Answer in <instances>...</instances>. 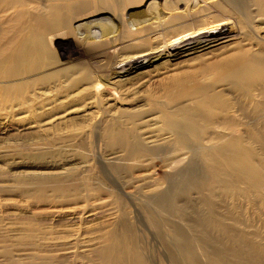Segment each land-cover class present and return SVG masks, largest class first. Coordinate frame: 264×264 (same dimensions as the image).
I'll list each match as a JSON object with an SVG mask.
<instances>
[{
    "label": "bare ground",
    "instance_id": "bare-ground-1",
    "mask_svg": "<svg viewBox=\"0 0 264 264\" xmlns=\"http://www.w3.org/2000/svg\"><path fill=\"white\" fill-rule=\"evenodd\" d=\"M147 2L148 0H0V82L7 83L0 88L9 92L18 87H36L34 91L37 100L55 89L56 75L64 77L69 84L79 81L85 83L91 78L83 65L62 68L60 60L54 58L55 52L51 47L57 39L77 42L80 24L85 21L93 23L94 20L96 28H99L102 27L99 24L102 21L99 19L105 18L110 24L107 28L112 31L110 36L132 39L156 26L155 22H148L145 17L153 16V12L157 16L158 13H169V17L162 21L164 24H175L185 18L186 23L182 24L181 28L172 27L171 32L166 33V41L169 42L158 39L157 43L165 42L169 46L185 43L187 49L192 48L189 46L195 43L204 45L208 37L215 35L214 29L220 32V36L226 35L223 34L226 17L235 20L239 31L231 44L218 46L219 50L211 51L209 56L212 58L207 56L206 59L186 62L187 69L180 71L189 79L178 82L180 91L170 94L165 102L156 101L160 104V110L148 114L151 123H162L160 133L143 130V121L132 123L131 127L112 125L103 132L109 146L122 148L123 159L137 158L140 165L146 166L141 160L145 156L154 157L161 151L165 153L168 164H180L175 177L169 179L171 185L162 188L161 183L146 182V176L136 174L128 180L134 190L132 193L126 191L123 196L121 180L119 185L107 173L105 176H98V184L83 178L78 180L71 174L39 177L36 182L40 196L50 189L57 195L68 196L73 203L82 198L86 201L89 198L111 199L115 213L119 216L118 221L113 220V223H119L95 234L91 232L87 238L86 235L80 236L79 231L60 228L51 233L50 240H46L47 231L38 228L13 243L16 245L15 249H8L6 244L2 245L3 256L8 264L25 263L23 256L14 252L16 249L29 254L30 258L32 257L30 263L34 262L33 264H38L39 260L41 264H64V259L69 258L66 252L70 249L80 252L82 247H88L93 254L89 264H155L158 260L154 258L156 254L146 247L145 235L139 225V214H134V219L129 220L127 197L131 201L132 197L138 198L148 219L152 223L156 222L158 227L163 226L165 222L170 225L173 223L171 213L178 211L176 201L181 194V183H190L197 173L199 176L205 171L215 173L212 182H205V186L209 188L217 182L219 190H212L210 196L221 197L222 202L223 196L231 194L237 187H240L241 191L232 193L238 198L244 195L264 199V157L255 147V144L264 143V131L260 134L264 129V122L261 123L262 128L254 125L241 128V119L247 116L244 110L246 107L238 97H231V93L240 92L253 109H264V33L260 34L264 31V0H161L152 7L145 8L143 5ZM181 3L185 4V10H179ZM197 4V10H191V6ZM211 8H215L218 13L209 14L206 18L197 16L209 12ZM188 16L193 20H188ZM216 22L219 24L214 28L204 26ZM199 25L204 27L200 29ZM195 28L204 33L202 35L205 39H202V42H198L200 39L190 42L197 32ZM149 39L150 37L142 39L135 46H145L152 41ZM156 45L152 47L155 48ZM152 47L150 49H153ZM147 49L145 47V50ZM204 49L208 48L200 50ZM161 54L157 53L155 56ZM77 71L78 74L73 75ZM61 73L63 74L59 76ZM42 101L48 103L47 105L51 104V98ZM232 108H235L236 113H232ZM255 116L253 121L259 122L261 115L255 113ZM262 118L264 121V115ZM169 133L175 141L166 137ZM173 142L175 145L171 147ZM180 149L186 150V157ZM118 165L121 166V163L113 165L116 168L114 174L120 173V169H134L132 165L117 167ZM104 177H108L111 184H107ZM186 177L192 179L185 180ZM134 178L139 181L137 184L133 183ZM123 202L125 205L120 207L119 203ZM87 206L84 205V209ZM211 213L212 217L217 219L219 229L227 235L229 244L234 246L233 258L236 264L263 262L261 260H264V243L257 240L258 232L243 228L244 221L240 218L232 223L226 222L228 217L232 218L230 211L221 209L219 218ZM244 232L248 236H245ZM179 236L180 234L173 231L168 239L178 248L175 256L180 260H194L192 252L180 249ZM151 241H148L149 244ZM244 246L251 247V252L247 253ZM189 262L191 261H183L182 264Z\"/></svg>",
    "mask_w": 264,
    "mask_h": 264
},
{
    "label": "rangeland",
    "instance_id": "rangeland-1",
    "mask_svg": "<svg viewBox=\"0 0 264 264\" xmlns=\"http://www.w3.org/2000/svg\"><path fill=\"white\" fill-rule=\"evenodd\" d=\"M156 2L161 0H148L143 6L152 7ZM198 6V4L191 6V10L196 11ZM184 8L185 4L181 3L179 10H185ZM217 13L215 8H211L209 12L197 16L206 18L209 14ZM168 17L169 13H158L157 16L153 12V16L145 19L151 23L155 22L156 26L132 39L110 36L112 31L107 28L110 24L105 18H100L99 21L102 23L99 24L102 27L99 28H96L94 20V25L90 21L80 24L77 42L63 39L53 41L51 47L55 52H53L54 58L60 60L62 68L83 65V68L89 71L91 78L85 83L79 81L69 84L64 77L56 75L55 89L49 91V96L47 94L42 96L44 102L51 98L50 105L43 103L40 98L37 100L34 91L36 87H18L9 92H4L0 88V264H8L3 256L2 245L6 244L8 249H15L16 245L13 243L38 228L47 231L46 240H50L51 233L60 228L79 231L80 236L86 235L87 238L92 234L91 232L95 234L119 223H113V220L118 221L119 216L115 213L116 209L110 202L111 199L89 198L86 201L82 198L73 203L68 196L57 195L50 189L40 196L36 182L39 177L50 178V175L71 174L78 180L83 178L98 184V176L102 174L105 176L107 173L119 185L121 180L123 186L118 185V187L123 190V196L126 191L132 193L134 190L128 180L136 174L146 176V182L161 183L162 188L171 185L169 179L175 177L180 164H168L165 153L161 151L154 157L145 156L141 161L145 162L146 166L140 165L137 158L123 159L122 148L109 146L103 132L112 125L116 127L121 124L131 127L132 123L143 121V130L160 133L162 123H151L148 114L159 111L160 104L156 101L165 102L170 94L180 91L178 82L189 79L180 71L187 69L186 62L206 59L207 56L212 58L209 56L210 52L219 50L218 46L231 44L239 31L235 20L226 17L227 19L224 20L227 22L223 25V34L226 35L220 36L218 35L220 32L214 29L215 35L208 37L205 42L207 45L195 43L189 46L192 47L190 49H187L185 43L169 46L165 42L157 43L158 39L166 41V33L169 34L172 27L181 28V25L186 23V18L180 19L175 24H164ZM187 18L193 20L191 16ZM218 24L207 23L204 26L214 28ZM204 26L198 27L202 29ZM199 28H195L197 32L190 42L198 39H200L198 42H202L201 40L205 39L202 35L204 33L199 31ZM263 33L264 31L260 32ZM148 37L152 41L147 45L135 46ZM155 45L156 47L153 48L152 46ZM145 47L148 49L145 50ZM151 47L153 49H150ZM203 48L208 49L200 50ZM157 53L162 54L155 56ZM77 74L78 71L73 73V75ZM5 83L1 81L0 87L7 85ZM231 97H235L234 99L238 97L237 99H240L239 101L246 107L244 110L247 116L241 119L243 124L240 125L241 128L246 125L262 128L264 109L258 111L253 109L240 92L231 93ZM232 113H236L235 108H232ZM255 113L261 115L259 122L253 121L256 119ZM239 114L243 116L241 112ZM263 131L264 129L260 134ZM166 137L171 138L170 141L173 139L171 133ZM130 138L132 139V136ZM174 145L173 142L170 146ZM255 147L264 157V143L255 144ZM181 151L186 157V150ZM115 163H121V166L117 167L132 165L134 169L132 171L120 169V173L114 174ZM214 175L212 171H205V173L201 172L200 176L198 173L195 174L193 179L184 178L192 181L187 184L181 183V194L176 201L178 211L171 213L173 223L170 225L165 222L163 226L158 227L156 222L152 223L148 219L138 198L132 197L131 201L126 196L127 208L130 210L129 220L134 219V214H139V225L145 235L146 247L156 254L154 258L158 260L155 264L158 262L182 264L187 260L191 261L189 264H234V246L229 244L227 235L219 229L217 219L213 218L211 213L219 218L221 209L231 212L232 218L228 217L226 222L232 223L240 218L244 221L242 227L247 231L258 232L257 240L264 243V199L256 196L244 197V195L238 198L232 192L241 191L240 187L231 191V194L222 195L223 202L221 197H211L212 190H219L218 183L207 188L205 182H212ZM104 179L107 184H111L108 177ZM135 179L133 183L137 184L139 181ZM84 205H88L86 209ZM124 205L125 202L119 203L120 207ZM173 231L180 234V249L192 252L194 260L184 258L180 260L175 256L178 248L168 241ZM150 234L153 236L151 237ZM243 234L248 236L246 232ZM148 241H151L150 244ZM246 245L249 246L247 243ZM82 248L80 252H76L75 249L66 252L69 258L64 259V264H89L93 254L88 247ZM243 248L247 253L251 252L249 249L251 247ZM14 252L23 256L24 264L34 263H30L32 257L30 258L29 254L18 249ZM261 261L263 262L260 263L264 264V260ZM38 264H41V260Z\"/></svg>",
    "mask_w": 264,
    "mask_h": 264
}]
</instances>
